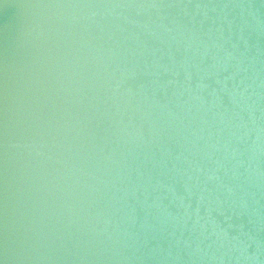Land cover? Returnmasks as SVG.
Instances as JSON below:
<instances>
[{"label": "water", "instance_id": "1", "mask_svg": "<svg viewBox=\"0 0 264 264\" xmlns=\"http://www.w3.org/2000/svg\"><path fill=\"white\" fill-rule=\"evenodd\" d=\"M0 264H264V0H0Z\"/></svg>", "mask_w": 264, "mask_h": 264}]
</instances>
